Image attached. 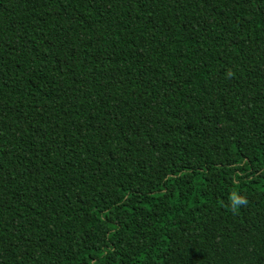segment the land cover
Listing matches in <instances>:
<instances>
[{"label": "trees", "instance_id": "obj_1", "mask_svg": "<svg viewBox=\"0 0 264 264\" xmlns=\"http://www.w3.org/2000/svg\"><path fill=\"white\" fill-rule=\"evenodd\" d=\"M0 264H264V0H0Z\"/></svg>", "mask_w": 264, "mask_h": 264}, {"label": "clouds", "instance_id": "obj_2", "mask_svg": "<svg viewBox=\"0 0 264 264\" xmlns=\"http://www.w3.org/2000/svg\"><path fill=\"white\" fill-rule=\"evenodd\" d=\"M243 204V203H246V201L243 199V198H238V199H236L235 201H234V205L235 204Z\"/></svg>", "mask_w": 264, "mask_h": 264}]
</instances>
